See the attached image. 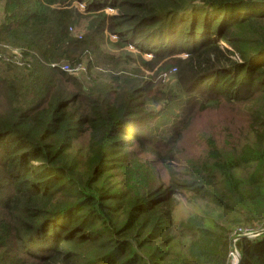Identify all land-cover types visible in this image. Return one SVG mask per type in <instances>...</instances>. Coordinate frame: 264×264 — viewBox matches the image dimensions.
<instances>
[{"label": "trees", "instance_id": "trees-1", "mask_svg": "<svg viewBox=\"0 0 264 264\" xmlns=\"http://www.w3.org/2000/svg\"><path fill=\"white\" fill-rule=\"evenodd\" d=\"M0 12V264H230L235 229L264 230V0H0ZM170 61L177 90L161 92ZM83 63L81 82L60 69ZM225 106L219 141L182 160L195 117ZM236 249L264 264V233Z\"/></svg>", "mask_w": 264, "mask_h": 264}, {"label": "rangeland", "instance_id": "rangeland-1", "mask_svg": "<svg viewBox=\"0 0 264 264\" xmlns=\"http://www.w3.org/2000/svg\"><path fill=\"white\" fill-rule=\"evenodd\" d=\"M77 7H78L79 13L84 12V8L82 9L83 7L82 5H77ZM105 12L109 16L116 13L113 10H107ZM0 18H1V12H0ZM84 19H87V17H84ZM85 25H86V20H81V26L79 30L77 29L76 31H74V34L81 33ZM105 36L106 37L108 36V41H109L107 44H105V50H107V52H110V53H117V52H113L115 51V47L112 45V44L117 43V39L111 38L114 36H110L109 34H106ZM125 50L126 52L135 56L134 58L135 61L138 60L136 57V53H134V50H131L130 48L125 49ZM8 54L9 56H13V53L10 51L8 52ZM143 58L145 59L144 61H149L151 56L145 54ZM173 64L174 62L170 61L169 62L170 68L164 73L156 77L155 82L159 88L158 89L156 87L157 90L161 92H166L168 90H171V91L177 90L176 81H175L176 71L174 70ZM60 66H65V65L60 64ZM80 66H78L80 68L74 69L72 73H68L71 77L77 79L79 82L85 79L86 74H87L86 64L83 63V64H80ZM154 72L152 73L146 72V75H152L154 74ZM157 108L155 107V109ZM229 109H232V108L230 106L218 107L206 113L199 114L195 117V119L192 122V126L190 127L188 133L184 137L183 142L179 145L180 146L179 152L181 153L180 158L182 160H184L189 155V153L193 151L200 152V149H201L200 144H202V141H205L208 137L209 138L214 137L215 139L218 140V137H220L218 136V134L224 129V127H227L232 121V116L228 113ZM139 133H141V131H139L138 134ZM146 157H149V155H147ZM154 170H155V176L153 177L155 181L154 185H158V179H160V181L164 180L165 175L163 172L158 171L157 165L154 166ZM184 215H186V209L183 206H181L176 211L175 217L176 219L180 220ZM238 261H240V254H239Z\"/></svg>", "mask_w": 264, "mask_h": 264}, {"label": "built area", "instance_id": "built-area-1", "mask_svg": "<svg viewBox=\"0 0 264 264\" xmlns=\"http://www.w3.org/2000/svg\"><path fill=\"white\" fill-rule=\"evenodd\" d=\"M83 9V7H82ZM113 39H115V37H111ZM131 50H133V48H130ZM13 53L14 55V61H16V64L18 66H22V64L19 62L20 61V55L18 54L17 51H10ZM0 60H3L5 62H9V58L4 56L2 53H0ZM52 68H57L59 67L58 64H52L51 65ZM81 67V66H80ZM80 67H76V68H80ZM76 68H71L67 65L65 66H60V69L62 72L68 74V73H72L74 71V69ZM82 68V67H81ZM256 234L255 232H251V231H248V230H244L242 228H237L235 229V231L233 232V237H232V240H231V253H230V264H236L238 259H239V253H238V250L236 249V243L239 239H241V237H244L245 239H248V240H253L256 238Z\"/></svg>", "mask_w": 264, "mask_h": 264}, {"label": "water", "instance_id": "water-1", "mask_svg": "<svg viewBox=\"0 0 264 264\" xmlns=\"http://www.w3.org/2000/svg\"><path fill=\"white\" fill-rule=\"evenodd\" d=\"M262 233H264V230H263L262 232H260V233H257V234H256V237L259 236V235H261ZM243 238H244V237H241V239H243ZM236 264H240V261H237Z\"/></svg>", "mask_w": 264, "mask_h": 264}]
</instances>
